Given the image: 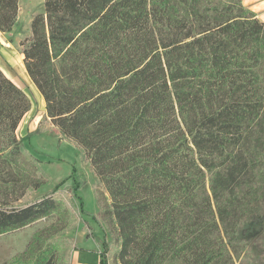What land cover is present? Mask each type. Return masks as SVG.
Returning a JSON list of instances; mask_svg holds the SVG:
<instances>
[{
  "label": "trees",
  "instance_id": "trees-1",
  "mask_svg": "<svg viewBox=\"0 0 264 264\" xmlns=\"http://www.w3.org/2000/svg\"><path fill=\"white\" fill-rule=\"evenodd\" d=\"M19 3L0 0V33ZM21 47L95 174L100 264H236L264 220V22L242 0H44ZM31 109L0 69V236L57 217L16 257L57 264L73 210L65 183L27 198L47 182L17 135Z\"/></svg>",
  "mask_w": 264,
  "mask_h": 264
},
{
  "label": "rangeland",
  "instance_id": "rangeland-1",
  "mask_svg": "<svg viewBox=\"0 0 264 264\" xmlns=\"http://www.w3.org/2000/svg\"><path fill=\"white\" fill-rule=\"evenodd\" d=\"M245 7L263 21L260 15ZM43 11L44 0H20L16 26L11 33H0V69L25 91L32 103V109L20 124L17 135L27 151L41 161V170L47 179L40 189L31 192L27 198L34 200L42 197L57 185L65 183L57 194L71 204L73 216L68 221V230L53 238L60 245L57 264H100L104 226L88 215L100 211L95 192V174L80 149L45 120V102L29 79L23 62L21 43L30 35L32 19ZM78 182L83 186L76 198L72 189L78 186ZM83 209L87 214L82 213ZM56 220L57 217H50L23 230L0 236V264H26L16 257L26 250L35 232ZM111 240L107 236V241ZM237 241L247 242L248 247L236 264H264V220L241 227Z\"/></svg>",
  "mask_w": 264,
  "mask_h": 264
},
{
  "label": "crops",
  "instance_id": "crops-1",
  "mask_svg": "<svg viewBox=\"0 0 264 264\" xmlns=\"http://www.w3.org/2000/svg\"><path fill=\"white\" fill-rule=\"evenodd\" d=\"M243 3L245 6L260 15L264 21V0H243Z\"/></svg>",
  "mask_w": 264,
  "mask_h": 264
}]
</instances>
